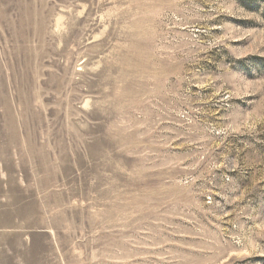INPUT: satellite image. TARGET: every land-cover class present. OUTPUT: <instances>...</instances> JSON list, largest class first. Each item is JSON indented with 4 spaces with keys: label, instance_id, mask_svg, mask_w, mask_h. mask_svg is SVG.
Here are the masks:
<instances>
[{
    "label": "rangeland",
    "instance_id": "1",
    "mask_svg": "<svg viewBox=\"0 0 264 264\" xmlns=\"http://www.w3.org/2000/svg\"><path fill=\"white\" fill-rule=\"evenodd\" d=\"M0 264H264V0H0Z\"/></svg>",
    "mask_w": 264,
    "mask_h": 264
}]
</instances>
